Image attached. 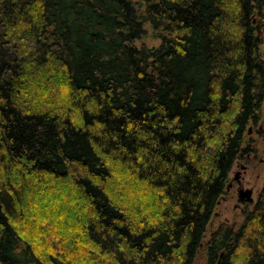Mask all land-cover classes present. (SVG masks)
Returning <instances> with one entry per match:
<instances>
[{
	"label": "trees",
	"instance_id": "obj_1",
	"mask_svg": "<svg viewBox=\"0 0 264 264\" xmlns=\"http://www.w3.org/2000/svg\"><path fill=\"white\" fill-rule=\"evenodd\" d=\"M263 40L264 0H0V264H264V185L206 241Z\"/></svg>",
	"mask_w": 264,
	"mask_h": 264
},
{
	"label": "rangeland",
	"instance_id": "obj_2",
	"mask_svg": "<svg viewBox=\"0 0 264 264\" xmlns=\"http://www.w3.org/2000/svg\"><path fill=\"white\" fill-rule=\"evenodd\" d=\"M134 2H138L139 0H133ZM147 29V36L137 42L138 46H146V47H157L160 44V41H158L154 37V33L150 29V26H146ZM264 41V40H263ZM261 56L262 59L264 60V42L261 47ZM261 125H264V98L262 102V107H261V112H260V118L256 123H253L249 126L252 129V132L249 133L246 137V143L248 144V148L251 147L253 151L255 150V154L257 155L256 158L248 160H243L244 165L249 166V170L247 174H243L246 188H252L254 190L253 198H254V204L249 205L246 207V211L242 213L240 210L234 211L233 206H234V200L230 201L229 203H223L221 207H218L215 211V213H221L222 215L215 220V217L212 218L209 227H208V232H207V238L206 241L210 238L211 234L221 225V224H234L237 227L241 225L243 222L245 216L247 215L248 212H250L255 204L257 203L258 195L261 192L263 185H264V163L259 159H264V140L260 135H258V130ZM247 155V154H245ZM243 155V156H245ZM242 171L237 164L235 163L232 171L229 175L230 179L234 178V175L236 172ZM227 207L229 209H227ZM205 254L202 252L199 255V258L197 259L195 264H204L205 263Z\"/></svg>",
	"mask_w": 264,
	"mask_h": 264
},
{
	"label": "flooded vegetation",
	"instance_id": "obj_3",
	"mask_svg": "<svg viewBox=\"0 0 264 264\" xmlns=\"http://www.w3.org/2000/svg\"><path fill=\"white\" fill-rule=\"evenodd\" d=\"M258 135H260V137L263 138L264 140V125H261L259 130H258ZM249 152L247 153V155L242 156L239 160L236 161L237 166L242 170L239 172H236L234 175L233 179L228 180L226 189H225V194H223L221 200L219 201L216 209L218 207H221L223 203H229L230 201H233L234 199V206H233V210L237 211L240 210L242 213H244L246 211V207L249 205L254 204V198H253V194H254V190L252 188H246V184H245V180L243 177V174H247L248 170H249V166L248 165H244L243 164V160H248V162L250 161V159L252 158H256V154H255V150L253 151V149L251 147H249ZM262 164L264 163V159H259ZM232 171V170H231ZM244 190H250L252 191V195L250 198L253 199L252 202H249V198H243V196H241L240 199V194L242 192H244ZM227 209H229L227 207ZM216 211V210H215ZM222 214L221 213H215L213 217H215V220L217 218H219Z\"/></svg>",
	"mask_w": 264,
	"mask_h": 264
},
{
	"label": "water",
	"instance_id": "obj_4",
	"mask_svg": "<svg viewBox=\"0 0 264 264\" xmlns=\"http://www.w3.org/2000/svg\"><path fill=\"white\" fill-rule=\"evenodd\" d=\"M251 132H252V129L250 128L249 133H251ZM251 195H252V191H250V190H244V192H242L240 194V199H241V196H243V198H249V202H252L253 199L250 198Z\"/></svg>",
	"mask_w": 264,
	"mask_h": 264
}]
</instances>
